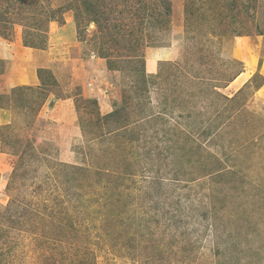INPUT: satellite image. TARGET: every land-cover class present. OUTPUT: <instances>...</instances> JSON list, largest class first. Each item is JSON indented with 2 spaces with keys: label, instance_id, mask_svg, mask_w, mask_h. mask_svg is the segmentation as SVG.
<instances>
[{
  "label": "rangeland",
  "instance_id": "obj_1",
  "mask_svg": "<svg viewBox=\"0 0 264 264\" xmlns=\"http://www.w3.org/2000/svg\"><path fill=\"white\" fill-rule=\"evenodd\" d=\"M0 264H264V0H0Z\"/></svg>",
  "mask_w": 264,
  "mask_h": 264
},
{
  "label": "bare ground",
  "instance_id": "obj_2",
  "mask_svg": "<svg viewBox=\"0 0 264 264\" xmlns=\"http://www.w3.org/2000/svg\"><path fill=\"white\" fill-rule=\"evenodd\" d=\"M244 79V76L242 74H239L235 79H234V83L235 85L241 84L242 81Z\"/></svg>",
  "mask_w": 264,
  "mask_h": 264
}]
</instances>
